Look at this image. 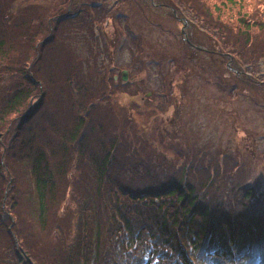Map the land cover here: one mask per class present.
I'll return each mask as SVG.
<instances>
[{
	"label": "rangeland",
	"instance_id": "374dc122",
	"mask_svg": "<svg viewBox=\"0 0 264 264\" xmlns=\"http://www.w3.org/2000/svg\"><path fill=\"white\" fill-rule=\"evenodd\" d=\"M222 1L0 0L15 20L31 21L27 32L38 49L29 69L37 84L33 109L16 124L20 137L51 150L62 145L80 114L91 111L90 125L93 115L105 144L116 138L140 158L162 155L178 167L195 159L208 167L202 176L221 180V173L211 174L217 161V172L234 170L236 181L264 189V32L249 42L237 35L227 10L218 19L213 13L215 7L222 11L215 6ZM247 6L242 11L252 15L262 10ZM14 32L8 38L21 53L25 35ZM85 100L94 107L82 109ZM25 165L9 167L17 173L12 192L27 201L32 182ZM91 175L88 169L75 179L93 182ZM78 182L69 206L50 213L44 232L32 214L33 199L31 206L20 203L21 222L13 224L22 235L34 234L26 240L30 245L22 242L33 258L24 256L32 259L25 264H55L56 251L74 229L77 190L84 189Z\"/></svg>",
	"mask_w": 264,
	"mask_h": 264
},
{
	"label": "trees",
	"instance_id": "16d2710c",
	"mask_svg": "<svg viewBox=\"0 0 264 264\" xmlns=\"http://www.w3.org/2000/svg\"><path fill=\"white\" fill-rule=\"evenodd\" d=\"M248 3L262 10L242 11L249 10ZM215 6H222V11L215 7L216 19L227 10L231 24L220 22L246 41L264 32V20L255 19L264 16V0H223ZM11 12L0 3V264H11L10 251L17 264L33 259L22 242L34 234L22 235L13 224L21 222L19 206L25 199L12 192L16 175L9 165L24 161L32 182L25 201L33 199L32 214L42 232L52 211L69 206L71 186L84 184L77 190L73 232L56 251L55 264H264V189L236 181L234 170L217 172V161L210 164L217 170L211 174L221 173V180L202 176L208 167L195 159L178 167L162 155L140 158L130 143L122 148L115 138L105 144L93 115L90 125L91 111L80 114L73 130L62 135V145L51 150L20 137L16 124L33 109L37 84L29 69L38 49L27 32L31 21L15 20ZM15 30L25 35L19 38L25 39L21 53L8 38ZM80 105L94 107L90 100ZM14 128L18 132L7 145ZM88 169L93 182L75 179Z\"/></svg>",
	"mask_w": 264,
	"mask_h": 264
}]
</instances>
